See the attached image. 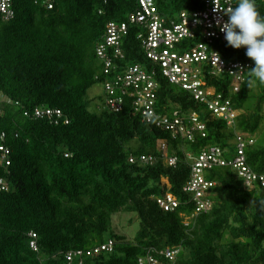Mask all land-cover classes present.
<instances>
[{"label":"trees","instance_id":"trees-1","mask_svg":"<svg viewBox=\"0 0 264 264\" xmlns=\"http://www.w3.org/2000/svg\"><path fill=\"white\" fill-rule=\"evenodd\" d=\"M51 1L49 10L42 0H14V18L0 20V93L14 103L0 106V134L6 135L12 161L5 176L8 191L0 194V264H70L69 254L109 241H114L111 253L85 263L139 264L150 252L158 264H264V190L248 191L231 169H214L206 176L216 183L211 210L187 226L183 217L194 209L183 192L191 172L187 156L209 147L232 154L240 133L254 139L245 151L248 165L264 173V134L254 138L264 126V85L249 84L247 71L240 91L233 93L228 75L208 76V68H200L207 87L231 100L238 113L229 128L156 70L160 112L197 113L205 124L204 138H173L143 123L128 97L119 113L105 107L104 83L116 72L135 65L152 69L136 37L142 28L130 24L138 0ZM154 1L158 14L175 23L182 13L203 6V0ZM256 7L264 16V3ZM109 23L127 24L128 34L122 40V61L106 69L97 49ZM191 45L187 40L180 48ZM213 50L226 62L254 66L245 48L218 41ZM96 85L101 94L91 107V101H83ZM38 108L61 111L59 123L33 118ZM162 142L168 156L178 158L175 167L160 159ZM143 156L159 160L145 166L138 163ZM167 194L180 203L174 212L165 213L156 204ZM119 214H134L139 221L131 241L113 231L111 219ZM30 233L37 236V252L29 247ZM167 249L178 251L174 262L160 255Z\"/></svg>","mask_w":264,"mask_h":264},{"label":"built area","instance_id":"built-area-1","mask_svg":"<svg viewBox=\"0 0 264 264\" xmlns=\"http://www.w3.org/2000/svg\"><path fill=\"white\" fill-rule=\"evenodd\" d=\"M264 0H255V3ZM236 0H203L202 10L192 13H182L180 21H166L157 11L154 0H138V11L130 16V24L139 25L143 33L137 37L141 42V49L152 65L151 71L145 70L139 65L128 66L116 72L114 79L104 83L105 107L113 113L122 111L123 98L132 100V108L141 116L142 122L155 128L169 132L173 138L193 142L196 136L205 137V124L200 121L197 113H190L181 117L177 110L160 112L157 107L158 84L155 81L156 70L170 85L189 92L193 99L205 106L207 112L213 118L221 119L226 126L232 128L237 111L234 110L231 100L224 99L213 88L207 87L201 77L200 68L206 66L208 76L228 75L231 78V89L238 93L245 81L247 70L251 64L246 62H226L217 51L213 50L215 42L226 43L224 33L219 30L217 20L222 14L227 13L234 6ZM42 4L49 10L52 9L51 0H42ZM15 16L14 0H0V20L9 21ZM226 20V16L223 17ZM128 34L127 24L109 23L106 27V35L102 44L97 49V56L105 62V68L109 69L113 61H122V40ZM198 39L199 42L195 40ZM190 40L191 46L186 50L180 48L182 42ZM115 70V67L114 69ZM117 71V70H116ZM106 73L107 70H106ZM6 101L0 93V106ZM7 104H14L6 101ZM18 105V103H15ZM3 111L0 108V117ZM35 119H48L58 124L62 117L61 111L52 109H35L31 113ZM67 123V122H66ZM5 133L0 134V194L8 191V182L5 176L12 165L11 151L5 144ZM254 144V140L244 134L237 133L234 141V152L225 151L218 147L205 148L199 155L188 157L190 162V177L183 192L190 196L194 209L190 217L185 218V225L200 214L211 210V189L215 182L207 180V174L214 169L229 168L240 179L248 191L256 189L264 190V173H256L247 163L245 151L248 146ZM160 159L169 167H175L178 163L176 156H168L165 143L159 144ZM159 158L143 156L138 163L152 166ZM136 158L130 157L129 163L135 164ZM159 209L165 213L174 212L180 206L179 201L172 195L156 198ZM29 247L37 252V236L34 233L28 235ZM114 241L97 246L90 251H78L67 256V261L72 264H86L85 260L94 258L101 253H111ZM178 251L169 249L160 253L165 259L174 262ZM139 264H158L157 259L150 252L139 260Z\"/></svg>","mask_w":264,"mask_h":264},{"label":"clouds","instance_id":"clouds-1","mask_svg":"<svg viewBox=\"0 0 264 264\" xmlns=\"http://www.w3.org/2000/svg\"><path fill=\"white\" fill-rule=\"evenodd\" d=\"M217 26L224 33L227 46L245 48L246 57L253 62L254 66L247 70L248 83L264 85V16L258 13L255 0H236L217 20Z\"/></svg>","mask_w":264,"mask_h":264},{"label":"rangeland","instance_id":"rangeland-1","mask_svg":"<svg viewBox=\"0 0 264 264\" xmlns=\"http://www.w3.org/2000/svg\"><path fill=\"white\" fill-rule=\"evenodd\" d=\"M101 94V87L96 85L92 87L84 98V103L91 101V107H94V104L97 102V98ZM252 100L249 101V104H252ZM264 107V106H263ZM264 126L260 129L258 134L254 137L257 138L263 137ZM112 220V228L115 234L124 237L126 240H133L135 234L139 229V221L134 214H119L115 215Z\"/></svg>","mask_w":264,"mask_h":264}]
</instances>
